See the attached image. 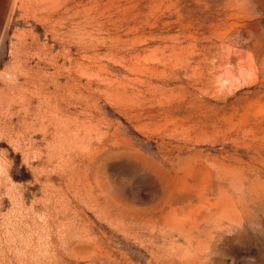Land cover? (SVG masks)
<instances>
[{"label":"rangeland","instance_id":"1","mask_svg":"<svg viewBox=\"0 0 264 264\" xmlns=\"http://www.w3.org/2000/svg\"><path fill=\"white\" fill-rule=\"evenodd\" d=\"M0 264H264V0H0Z\"/></svg>","mask_w":264,"mask_h":264}]
</instances>
